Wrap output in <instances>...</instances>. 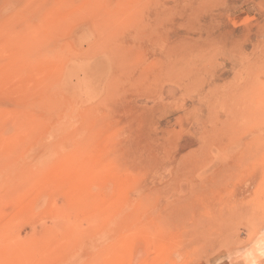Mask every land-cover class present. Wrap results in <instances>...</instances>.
<instances>
[{"label":"rangeland","instance_id":"374dc122","mask_svg":"<svg viewBox=\"0 0 264 264\" xmlns=\"http://www.w3.org/2000/svg\"><path fill=\"white\" fill-rule=\"evenodd\" d=\"M0 264H264V0H0Z\"/></svg>","mask_w":264,"mask_h":264},{"label":"bare ground","instance_id":"6f19581e","mask_svg":"<svg viewBox=\"0 0 264 264\" xmlns=\"http://www.w3.org/2000/svg\"><path fill=\"white\" fill-rule=\"evenodd\" d=\"M56 51H57V50H56ZM56 51H55V52H56ZM74 71H75V70H74ZM71 72H72V71H71ZM66 79H67V78H66ZM67 80H68V79H67ZM45 100H46V99H45ZM68 189H69V188H68ZM70 189H71V188H70ZM123 210H124V209H123ZM115 217H116V216H115Z\"/></svg>","mask_w":264,"mask_h":264}]
</instances>
